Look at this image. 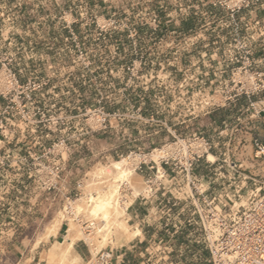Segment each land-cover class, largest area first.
<instances>
[{
	"label": "rangeland",
	"instance_id": "1",
	"mask_svg": "<svg viewBox=\"0 0 264 264\" xmlns=\"http://www.w3.org/2000/svg\"><path fill=\"white\" fill-rule=\"evenodd\" d=\"M251 11L231 17L214 0H0V264H61L48 253L70 223L92 253L77 264H97L99 249L141 234L126 208L139 186V195L150 192L128 154L162 145L127 149L118 142L189 139L210 114L231 115L232 126L245 120L250 100L264 90L197 118L189 109L229 80L231 45L258 43ZM257 13L263 22L264 6ZM10 75L18 82L10 84ZM35 80L44 85L33 89ZM101 113L110 115L107 128L97 126ZM255 119L252 133L264 134ZM123 159L135 176L117 182L119 214L88 236L76 218L105 220L87 198L108 190L94 172ZM60 217L63 230L47 238ZM167 246L154 244L155 264H193L196 249L197 261L209 264L203 242L179 243L183 260Z\"/></svg>",
	"mask_w": 264,
	"mask_h": 264
},
{
	"label": "built area",
	"instance_id": "2",
	"mask_svg": "<svg viewBox=\"0 0 264 264\" xmlns=\"http://www.w3.org/2000/svg\"><path fill=\"white\" fill-rule=\"evenodd\" d=\"M214 4L226 10L231 17L240 11L256 8L255 12L250 13L255 26L259 27L257 37H254L258 43L253 47L246 41L238 40L229 47L228 60L229 65H233L232 74L223 89L212 95L201 94V91L193 93V96L202 95L200 101L189 109L194 118L216 107H224L239 96L250 98L264 90V66L259 67L264 64V21L259 19L257 13V8L264 6V0H214ZM260 49L261 55L257 57ZM10 77V84L18 82L15 75ZM43 85V81L35 80L33 89ZM249 108L251 114L245 122L232 126L224 134L228 138L224 153H214V149L220 145L216 146L204 134L196 132L189 139L175 137L173 141L153 148L148 153L131 150L128 154L134 162L135 171L141 172L144 167L154 171L146 178L149 195L156 194L159 187L165 191L164 186L167 185L171 188L165 192L169 211L180 202L183 205L190 204L192 217L197 220V231L203 233L202 237L198 235L196 242H203L208 249L209 264H264V139L259 134H253L251 127L252 120L258 115L262 114L264 118V98L258 102L250 100ZM96 122L98 128H107L110 115L101 113ZM222 133L220 131L219 135L222 136ZM247 137H250L256 149L251 162L261 168L258 174L250 172L251 167L236 156V151L245 152L243 146ZM84 143L81 141V144ZM62 145L69 148L66 141ZM202 160L217 168L213 182L197 173ZM168 178L171 184L164 182ZM213 185L217 187L212 188ZM76 219L88 236L103 231L109 224L105 220ZM158 243L166 248L170 244L165 241ZM112 253V248L99 249L95 255L97 264H110ZM170 253L168 251L165 257L169 258Z\"/></svg>",
	"mask_w": 264,
	"mask_h": 264
},
{
	"label": "crops",
	"instance_id": "3",
	"mask_svg": "<svg viewBox=\"0 0 264 264\" xmlns=\"http://www.w3.org/2000/svg\"><path fill=\"white\" fill-rule=\"evenodd\" d=\"M261 49L258 50L257 55L261 54ZM263 66V63L259 65L260 68ZM254 98H257L255 101L258 102L264 97L259 96V98ZM247 110H251V108L248 107ZM262 117V114L258 115L255 122H258L261 127L264 128V120ZM209 118L210 121L208 123L201 126L197 124L196 129L199 133L204 134V136L213 141L216 146L220 145V147H216L214 149V153H224L226 149L225 141H228L227 136L224 134L230 131L233 117L230 115L226 118L218 120L215 114H210ZM242 122L244 123L245 120H242ZM220 131L223 132L222 136L219 135ZM253 134H259L264 139V134L259 133L258 131ZM167 142L168 141H119L118 146L123 145V147H128L130 149L133 147H144L145 149L147 147L163 145ZM238 145L240 144L238 143ZM243 147L245 152L238 155L239 160L251 167L249 169L250 172L258 174L261 168L255 167V165L251 162V157H253L256 149L250 137L245 139ZM118 151H121V149L116 150L115 152ZM216 169L217 168L214 165H209L205 160H202L197 167V173L205 180H212L213 182L216 178ZM153 173V170L148 167H144L143 171L140 172V176L146 179ZM164 182L171 184V180H169V178ZM220 183L221 182H219L218 185ZM164 187H166V190L171 189L168 188L167 185ZM211 187L216 188L217 185H213ZM159 188L160 190L156 194L139 195L128 204L126 208L127 222L136 229H140L141 234L131 238L130 240H126L124 243L117 245L114 248L111 247L113 249V253L110 264H155V252L152 248L154 244L160 241L170 243L172 247L176 248V252H180L177 253V257H180V259L183 260V246H178V244L182 241L193 243L197 241V237L199 235L197 231V220L195 217H192L190 204L186 203L183 205V203L180 202L179 205L173 207L169 211L165 200L166 190L163 191L161 187ZM61 230H63V226L60 228V231ZM73 249L81 258H88L89 255L92 254L86 244L78 243L77 241L75 242ZM195 251L196 255L192 260L195 259L196 261H193V264H200L197 261L199 251L197 249Z\"/></svg>",
	"mask_w": 264,
	"mask_h": 264
},
{
	"label": "bare ground",
	"instance_id": "4",
	"mask_svg": "<svg viewBox=\"0 0 264 264\" xmlns=\"http://www.w3.org/2000/svg\"><path fill=\"white\" fill-rule=\"evenodd\" d=\"M126 160L127 159L115 160L113 162L112 168L110 170H108L106 168H100L99 170L94 172V174L97 177L102 179V182H101L102 185L105 184L107 186L106 188H108V190H107V192L105 191L104 193H102L103 192L102 191L101 192L102 194H98L97 196L89 195L87 198V202L92 203L93 208L91 211L93 213L100 212V213H102V216L104 215L103 218L105 219V221H107L110 218V216H112L113 214L114 215L119 214V210H118L117 206L119 205V202H120L119 197L121 194V187H122L120 184L123 181L125 182L126 180H129V178L134 175V171L132 169L125 167ZM133 177H131V178H133ZM117 182H121V183L119 184ZM135 188H138V183L134 187V189ZM138 189H139V193H140L141 192L140 186ZM138 189H136L137 191H135V190L133 191V194L135 196H137L136 193H138ZM139 193H138V195H139ZM112 208H114V210H111ZM122 210H124V209H122ZM122 212H124V211H122ZM64 218L60 217L59 219H57L53 223V225L49 228V230L47 232V238L51 234L56 235L58 233L59 229L61 228L62 220ZM136 232H137V234H139V233H141V230L136 229ZM77 236H78L77 235V228L75 227L74 224L70 223V227L68 228L67 233L64 235L63 242L59 243V245H58L59 247L57 246L58 248H55L56 246L54 245L55 247L50 250V253H48V254H50V256L48 255L49 258L57 257L58 260L61 261V264H77L78 263L77 261H79L80 257L78 255L73 256V247H74L75 241L77 239ZM59 263L60 262H58V264Z\"/></svg>",
	"mask_w": 264,
	"mask_h": 264
}]
</instances>
